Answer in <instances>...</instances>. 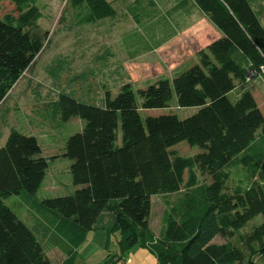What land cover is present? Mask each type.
Returning <instances> with one entry per match:
<instances>
[{"label":"trees","instance_id":"1","mask_svg":"<svg viewBox=\"0 0 264 264\" xmlns=\"http://www.w3.org/2000/svg\"><path fill=\"white\" fill-rule=\"evenodd\" d=\"M38 1L9 0L16 14L0 16V102L43 47ZM193 1L222 35L197 53L199 63L173 81L159 78L137 91L127 82L114 97L107 90L102 106L62 92L49 102L64 122L84 121L63 153L71 160V193L41 198L49 160L39 155L35 136L9 131L0 147V264H54L51 248L64 255L61 264H81L77 247L100 229L119 235V254L107 255L104 264L124 260L136 245L157 264L264 259V116L249 89L228 98L237 84L264 82V73L245 81L248 71L264 66V25L252 0ZM67 2L84 24L114 15L108 0ZM174 94L179 108H198L194 115L141 119L139 109L167 108ZM183 141L200 151L181 155L174 145ZM173 193L178 198L171 202ZM12 195L21 199L25 220L5 204ZM160 195L165 210L155 235L148 220L151 197Z\"/></svg>","mask_w":264,"mask_h":264},{"label":"rangeland","instance_id":"2","mask_svg":"<svg viewBox=\"0 0 264 264\" xmlns=\"http://www.w3.org/2000/svg\"><path fill=\"white\" fill-rule=\"evenodd\" d=\"M108 1L114 15L90 24L78 20V15L73 13L77 7L67 0L38 1L42 18L37 27L42 35L38 34L37 38L43 47L35 53L31 67L0 102V147L4 146L9 131L14 128L26 136H35L41 148L39 155L49 160L46 179L41 186L47 192L41 195L40 188L38 195L41 198L60 197L73 191L69 175L71 160L65 158L63 153L68 137L80 133L84 122L75 116L64 122L57 118L54 107L48 106L49 102H55L62 92L77 101L102 106L105 92L109 90L111 97H114L121 84L131 82L137 91L159 78L173 81L180 72L199 63L197 53L194 56L188 53V40L196 39L199 42L212 38V42H216L219 37L222 38L193 0H172V4L167 3L169 0ZM252 3L264 25V0H252ZM8 12H15L14 5L9 0L1 1L0 16ZM187 22H191L188 28ZM180 37L183 40L172 46ZM238 62L247 67L246 57L238 56ZM254 86L264 87L263 81L255 79L252 84H244L243 87L237 84L236 90L229 93L228 98L234 101L243 89L252 91ZM172 96L167 108L139 109L141 119L144 121L148 115L156 117L169 113L182 119L194 115L198 110L197 107L179 108L177 97L175 94ZM262 97H256V101L264 111V93ZM135 98L139 106L140 99L137 95ZM174 148L181 155L188 156L200 151L199 147H190L186 141L174 145ZM56 180L59 182L55 183ZM175 194L167 199L173 202L178 198ZM20 200L12 195L4 202L23 219L27 215L21 214L23 203ZM164 207L161 195L151 197L148 221L155 234L161 230ZM259 220H252L251 224H259ZM214 241L218 242L219 238ZM113 254H119L115 242L109 249L96 253L91 261L100 260L99 264H104L103 259ZM59 255V251L53 249L49 254L51 262L58 264ZM124 255L125 260L115 261L114 264H130L126 262L128 256L131 264L157 263L154 255L139 245ZM259 264H264V259Z\"/></svg>","mask_w":264,"mask_h":264},{"label":"crops","instance_id":"3","mask_svg":"<svg viewBox=\"0 0 264 264\" xmlns=\"http://www.w3.org/2000/svg\"><path fill=\"white\" fill-rule=\"evenodd\" d=\"M167 3L168 4L169 3L172 4V0H169ZM201 14L203 15V13H201ZM190 25H191V22H187L186 27L188 28ZM196 26H197V28L199 27V25H196ZM208 28L210 29L209 26H208ZM205 38H207V37H205ZM182 40H183V38L180 37L175 43H172V46L178 45L179 41H182ZM186 43L189 44L188 46L190 47L188 49V53L189 54H192V56H194L195 53H198L199 51L203 50L207 46V44H211L212 43V38L210 40L207 38L204 41H199V42L196 41V39L195 40H191V41L188 40V42H186ZM192 46H194V48L191 50V47ZM161 79H163V78H161ZM255 79L256 80L257 79H260L261 80L262 78L257 77ZM255 79L252 80L251 82L253 83L255 81ZM251 82H250V84H252ZM244 84H248V83H244ZM263 84H264V82H263ZM255 86H256V84H255ZM255 86L253 88L254 90L253 89H252V91L250 90L251 91L250 93H252V95H253V97L255 98V101H256V97H258V96L259 97H262V94L264 93V87L261 86V88H260V87H255ZM257 105H258V102H257ZM262 105H264V101H263V104ZM259 108H260V106H259ZM261 112H262V114L264 116V111L261 110ZM261 139H262L261 142L264 143V135L262 136ZM45 176H46V174H45ZM231 179L237 181L238 178H236L235 176L234 177L231 176ZM50 180H51V178H50ZM58 182L59 181H57V180L55 181V183H58ZM40 188L42 190V187H40ZM46 192L47 191L42 190L41 195H45ZM259 222H261V221L259 220L258 223ZM155 235H158V234H155ZM85 236L86 237H85V240L83 241V243L81 245H79V247H77V249H78L77 250L78 251V256L80 257L79 261H81V264H99L100 263V260L98 262L91 261V259H93L95 257V254L98 253V252L100 253L101 251H104L106 249H109V247H111L114 244V242L117 243V245H118L119 235H116V232L115 233H112V235H110L108 237L106 235V233L104 232V230L100 229V230H96V231H89L88 234L85 235ZM215 238L217 239L219 237H215ZM215 238L213 239V241L215 240ZM214 242L217 243V244H220L221 242H223V239L219 238V241L218 242H216V241H214ZM53 249H55V248H51V250L48 251V255L51 253V251ZM55 250H57V249H55ZM57 251H59V250H57ZM59 254H60L59 255V260H57V262H58V264H61L62 263L61 260H63L64 255L60 251H59ZM124 258H125V256H124ZM144 258H146V261H148V256L147 255H145ZM127 259H128L127 262L131 264V259L129 258V256H128ZM50 260H51V258H50Z\"/></svg>","mask_w":264,"mask_h":264},{"label":"built area","instance_id":"4","mask_svg":"<svg viewBox=\"0 0 264 264\" xmlns=\"http://www.w3.org/2000/svg\"><path fill=\"white\" fill-rule=\"evenodd\" d=\"M258 68H259L258 70H250V71H248L245 81L250 82V80H252L257 74L260 75V74L264 73V66H261V67H258Z\"/></svg>","mask_w":264,"mask_h":264}]
</instances>
